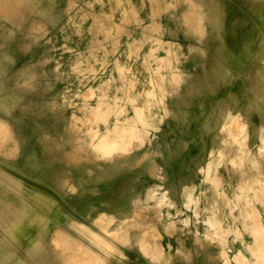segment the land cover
I'll return each instance as SVG.
<instances>
[{"label":"rangeland","instance_id":"obj_1","mask_svg":"<svg viewBox=\"0 0 264 264\" xmlns=\"http://www.w3.org/2000/svg\"><path fill=\"white\" fill-rule=\"evenodd\" d=\"M51 2L54 11L57 12L55 19L59 18L58 9H61V18L66 21L60 27L51 28L50 31L36 21L34 28L30 29L34 37H50L52 44H45L46 49L40 51L42 54L35 60L34 67L22 69L17 76H14L13 82L9 85L15 90L13 96L17 100L13 109L32 120L34 108L32 104L35 105L39 100L45 99L47 110L60 112L54 117L56 119L52 120L59 127V133L55 134V138H58L60 134L66 135L70 140L68 139V144L66 142L62 145L55 142L51 148L53 151H62V157L66 162L74 164L69 166L75 167L71 171L74 176L90 174L87 166L90 168L95 165L99 170L105 169L110 172L123 166V174L113 182L116 185L123 184L128 179L136 181L141 168V174L146 175L145 188H142L143 184L139 181L136 183V188L142 189L141 197L133 201L132 215L129 219L126 218V221L114 219L110 213H107L98 215L91 221H85V226L74 218L75 215L60 227L56 225L48 242L51 244L52 255L56 260L61 264H113L106 262L104 257L101 258L100 254L104 253L111 255L115 264H121L125 257L127 259L128 251H132L131 259L135 264H139L138 261L143 262L142 259L148 260L146 264H183L179 260L185 259L186 244L189 243L195 247L196 259L203 260V249L215 246L221 251L216 253L213 259H220L221 264H232L241 256L231 253L232 247L229 242L239 240L241 243L249 242L250 244L253 240L254 254L259 261L263 262L264 199H203L204 190L201 187H195L194 191L191 189L188 197L185 185H180L185 184L186 181V175L180 173L186 165V157L181 153L186 151L189 144L196 145L201 140H194L190 132L180 134L173 130L175 124L162 123L170 119L171 115V104L167 101L180 93L178 90L167 91L166 87L177 89L182 81L181 67L187 55L186 45L180 41L186 40L188 28L185 24L188 20L186 4L187 2L193 4V0H61V4L59 0H51ZM194 2L202 4L203 0H194ZM228 2L231 4V0ZM21 3V0H2L4 7ZM210 3L214 6L217 0H211ZM168 15L172 17L169 23L174 26L162 27L161 24H166L167 20L161 22V17ZM193 22L198 24L197 16ZM195 27L191 26L190 30L194 29L195 32L198 30L195 33L197 38L203 28ZM162 39L176 40L183 50L177 53L176 45L165 43ZM155 71L157 74H154ZM171 74L174 75L171 76ZM176 83L177 85H174ZM43 89L46 90V94ZM136 113H139L138 119ZM132 115L134 117H131ZM0 122L2 123L0 153L10 157L11 153H15L17 141L15 138L11 139L12 129L8 127L9 124L5 120ZM127 123L128 126L135 127V131L127 134L129 138H125V143L115 149L110 146L104 148L105 143L101 139L107 134V137L115 134L120 126H127ZM141 125L145 128H141ZM48 128L50 125L46 128L38 127L36 130L43 142L45 139L52 142L51 138H54V134L49 135ZM114 128L116 132L111 130ZM117 142L122 141L117 140ZM180 143L182 146H178L179 149H177L175 146ZM203 143L204 141H201L198 147L201 148ZM111 147H113L112 144ZM168 157L176 166L174 173H169L166 169ZM46 159L47 162L51 160V165H56L58 169L63 167L59 160V153L52 156V159L51 157ZM140 163H145V166L139 165ZM171 174L174 176L173 183L178 187L169 186L171 183L168 181V176ZM202 175L200 174L198 179L202 180ZM156 180L163 186L156 187ZM94 181L91 184L92 188H94ZM75 186L77 193L70 197L71 199H67V208L74 213L78 212L79 215L81 213V217L88 216L87 213L98 214L97 211L92 212L89 207L82 206V204L90 203L89 201L83 203L81 199V196H84L81 191L91 188L90 185L82 186L80 180H75ZM251 191L252 188L248 189V192ZM3 200L7 201V199ZM79 203L80 207L77 206ZM258 227H261L263 232H260ZM141 230L147 231L144 237ZM66 233L69 234L65 235ZM61 234L65 236L61 237ZM53 235H57V239L62 240L56 242V237ZM109 245L114 247H107ZM88 247L95 253L88 251ZM123 248L127 252H123ZM240 260L243 261L242 257Z\"/></svg>","mask_w":264,"mask_h":264},{"label":"crops","instance_id":"obj_2","mask_svg":"<svg viewBox=\"0 0 264 264\" xmlns=\"http://www.w3.org/2000/svg\"><path fill=\"white\" fill-rule=\"evenodd\" d=\"M21 2V4L4 7L0 0V120L2 122L5 120L9 124L14 136L12 133L11 135L17 141L15 153H11L10 157L0 153V264H61L52 255L51 244L48 243L54 227L56 225L60 227L65 221L73 218L71 217L73 215L81 225H84L85 221L95 219L98 215L90 213L86 217H81V213L79 215L78 212L74 213L67 208V199L77 193L75 180L88 182L89 179L86 175L74 176L71 171L75 167H69L74 164L66 162L62 157V151H53L51 145L57 143V138L52 133L49 132V135L54 136L51 138L53 142H43L37 132L34 133L30 127L34 123V117L32 120L28 119L13 109L17 100L13 96L15 90L9 85L13 82L14 76H17L22 69L34 67L35 60L42 54L40 51L46 49L45 44H52L48 36H33L34 39L30 29L34 28L36 21L49 31L51 28L60 27L66 21L61 18V9H58L59 18L55 19L57 12L54 11L51 0H21ZM210 2L211 0H203L202 4L197 3L196 6L193 0V4L188 2V5L186 4L192 9L186 8L188 30L185 35L186 40L180 41L186 45L187 55L181 67L182 81L177 89L166 87L167 91L178 90L180 93L167 101L171 104V115L170 119L162 123L181 124L173 117V111L180 97L186 93L187 132L190 130L191 114L195 112L198 113L197 124L199 125L202 120V124L205 125L202 133L204 140L202 147H198L200 142L192 146L189 144L186 151L181 153L186 157V165L180 173L186 175V181L185 184L180 185H185L188 197L191 189L194 191L195 187H201L204 190L203 199H264V153L261 152V150L264 152V31L258 29V32L255 31L254 36L252 35L246 41L249 58L244 63L235 61L229 65L226 60L224 61L223 52L218 46L223 43L230 46L233 43V46L243 42L241 35H222L221 32V29L227 26V22L236 23L237 16L229 14L226 20L222 17L224 10L222 1L217 0L214 6ZM261 2L264 3V0H231L232 11H229L251 12ZM59 3L61 4V0ZM196 16L197 25L193 22ZM171 18L169 15L161 17V22L167 20V23H162L161 26L173 27L174 24L169 23L170 20L172 21ZM191 24L192 28L195 26L203 28V33L197 38L194 30H190ZM162 41L174 44L176 49L183 50L176 40L162 39ZM208 45L211 48H208ZM225 93H230V97L224 98ZM34 106L32 104V107ZM199 115H202L203 119H200ZM238 115L240 120H236V118L239 119ZM242 124L244 130L239 133V125ZM19 130H21L20 133ZM231 132L236 134H230ZM56 153L60 154L61 163L68 167L59 174H55L60 171L56 165L52 167L50 163L35 162L36 156L47 158L56 156ZM145 163L139 165L145 166ZM141 169L137 178L145 188L146 175L141 174ZM166 169L169 173L176 171V166L172 164L169 157L166 159ZM87 171L93 173L98 171V168L96 165L90 168L87 166ZM200 174H203L202 180L198 179ZM168 178L170 187H178L173 183V174ZM51 181L54 182L53 188L45 185ZM90 182L92 184L93 178ZM155 185L163 186L157 180ZM248 188H252V191L248 192ZM96 191L91 187L81 191V194L93 199V195H97ZM136 197L132 196L131 199ZM262 226L264 227V224ZM229 243L232 247L231 253L235 256L240 255L246 264L264 263L254 255L253 240L250 244L249 242L241 243L239 240H231ZM194 250V245L187 243L185 249L187 255L179 262L221 264L220 259L214 260L215 254L221 251L215 246L203 249V260L195 258ZM124 251L127 252L125 248H123ZM131 253L132 251H128L127 259L125 257L121 264H135L131 259ZM100 256L104 257L106 262L115 264L111 255L103 253ZM142 260L143 262L138 261V263L148 262L146 259ZM240 261L242 264L243 261ZM240 261H234L232 264L238 262L240 264Z\"/></svg>","mask_w":264,"mask_h":264},{"label":"bare ground","instance_id":"obj_3","mask_svg":"<svg viewBox=\"0 0 264 264\" xmlns=\"http://www.w3.org/2000/svg\"><path fill=\"white\" fill-rule=\"evenodd\" d=\"M177 1V0H176ZM222 1V3H223V12H222V17L223 18H225L226 20H227V16L229 15V14H236V23H233V24H231L230 22H227V26H225V27H223L222 29H221V32H222V35H229V34H231V35H236V34H238V35H241L242 36V39H243V42L242 43H237L236 45L234 44L233 46H232V44H231V46L230 45H228V44H226V43H223V44H221V45H219L218 47L219 48H221V50H222V52H223V59H224V61L226 60V62H228V64L229 65H232L235 61H237V63H244L248 58H249V54H248V51H247V49H248V44H247V40H249L250 39V37L253 35L254 36V34H255V31H257L258 29L260 30V31H264V3L263 2H261V3H259L258 4V6L257 7H255L254 9H253V11H251V12H245V11H236V13L235 12H230V11H232L231 9H232V6H231V4L228 2L229 0H221ZM101 2V1H100ZM143 2V1H142ZM162 2V1H161ZM184 2V1H183ZM182 2V3H183ZM186 2V1H185ZM167 3V2H166ZM126 5V4H125ZM159 5V4H158ZM163 5V4H162ZM187 5H188V3H187ZM194 5H196L197 6V4H194ZM76 6V5H75ZM129 6V5H128ZM139 6V5H138ZM174 6V5H173ZM143 7V6H142ZM187 7H189V6H186V8ZM194 7V6H193ZM118 8V7H117ZM174 8V7H173ZM189 8H191V7H189ZM189 8H187V9H189ZM196 8V7H195ZM70 9V8H69ZM111 9V8H110ZM114 9V8H113ZM127 9V8H126ZM165 9H166V7H165ZM192 9V8H191ZM198 9V8H197ZM200 9V8H199ZM240 9V8H239ZM136 10V9H135ZM184 10V9H183ZM186 10V9H185ZM184 10V11H185ZM195 10V9H194ZM230 10V11H229ZM241 10V9H240ZM184 11H183V13H184ZM187 11V10H186ZM193 11V10H192ZM112 12H113V10H112ZM136 12V11H135ZM195 12H197V11H195ZM136 13H138V11L136 12ZM127 15H128V13H127ZM138 15V14H137ZM181 15V14H180ZM111 16V15H110ZM129 16V15H128ZM183 16H186V15H184L183 14ZM190 16V15H189ZM200 16V15H199ZM109 17V16H108ZM137 17V16H136ZM139 18V17H138ZM149 18V17H148ZM195 18V17H194ZM198 19H199V17H198ZM139 20H141V19H139ZM138 20V21H139ZM132 21V20H131ZM149 21H150V19H149ZM154 21V20H153ZM183 21V20H182ZM200 21V20H199ZM187 22V21H186ZM96 23H97V21H96ZM119 23V22H118ZM143 23V22H142ZM149 23V22H148ZM185 23V22H184ZM183 23V24H184ZM191 23H193V22H191ZM35 24V23H34ZM33 24V25H34ZM116 24V23H115ZM134 24V23H133ZM185 24H187V23H185ZM113 25V24H112ZM119 25V24H118ZM121 25V24H120ZM138 25V24H137ZM188 26H190V24L188 25ZM192 26V25H191ZM140 28V27H139ZM196 28V27H195ZM116 29H117V27H116ZM120 29V28H119ZM163 29V28H162ZM160 30V29H159ZM158 30V31H159ZM187 30H188V28H187ZM194 30V29H193ZM200 30V29H199ZM139 31H141V30H139ZM198 31V30H197ZM196 31V32H197ZM34 32V31H33ZM46 32V31H45ZM114 32H116L115 30H114ZM118 32V31H117ZM144 32V31H143ZM195 32V31H194ZM195 32V33H196ZM258 32V31H257ZM36 33V32H35ZM38 33V32H37ZM160 33V32H159ZM170 33H171V31H170ZM192 33V32H191ZM203 33V32H202ZM144 34H146V33H144ZM193 34V33H192ZM77 35H79V34H77ZM161 35V34H160ZM199 35H200V33H199ZM112 36V35H111ZM25 37V36H24ZM32 37H33V35H32ZM105 37V36H104ZM121 37V36H120ZM146 37V36H145ZM34 38V37H33ZM140 38V37H139ZM143 38V37H142ZM141 38V39H142ZM35 39V38H34ZM126 39V38H125ZM118 40V39H117ZM146 40V39H145ZM229 40H230V38H229ZM105 42V41H104ZM141 42H143V41H141ZM238 42H239V40H238ZM151 43V42H150ZM173 43V42H172ZM129 44V43H128ZM152 44V43H151ZM155 44V43H154ZM112 45V44H111ZM165 45V44H164ZM170 45V44H169ZM142 46V45H141ZM163 46V45H162ZM166 46V45H165ZM171 46V45H170ZM209 46V45H208ZM153 47V46H152ZM161 47V46H160ZM98 48V47H97ZM167 48V47H166ZM170 48V47H169ZM208 48H211V46H209ZM117 49V48H116ZM160 49V48H159ZM158 49V50H159ZM164 49V48H163ZM103 50V49H102ZM131 50H132V48H131ZM165 50V49H164ZM64 51V50H63ZM82 51V50H81ZM162 51V50H161ZM170 51V50H169ZM176 51H177V53L179 52V50L178 49H176ZM155 52V51H154ZM165 52V51H164ZM171 52V51H170ZM173 52V51H172ZM90 53V52H89ZM165 54V53H164ZM174 54V53H173ZM87 55V54H86ZM106 57V56H105ZM158 57V56H157ZM91 58V57H90ZM163 58V57H162ZM152 60V59H151ZM170 60H171V58H170ZM173 60V59H172ZM43 61V60H42ZM75 61V60H74ZM115 61V60H114ZM174 61V60H173ZM159 62V61H158ZM56 63V62H55ZM117 63V62H116ZM176 63V62H175ZM75 64V63H74ZM73 64V65H74ZM89 64V63H88ZM94 64V63H93ZM161 64H163V63H161ZM160 64V65H161ZM82 65V64H81ZM124 66V65H123ZM168 66H170V65H168ZM129 67V66H128ZM156 67V66H155ZM163 67H165V66H163ZM167 67V66H166ZM80 68V67H79ZM114 69V68H113ZM165 69V68H164ZM167 69V68H166ZM176 69V68H175ZM54 70V69H53ZM163 70V69H162ZM168 70V69H167ZM171 70H173V69H171ZM122 71V70H121ZM170 71V70H169ZM156 73H154V74H157V71H155ZM86 73V72H85ZM158 73H159V71H158ZM176 74L178 75V73L176 72ZM172 75H174V74H171V76ZM163 76V75H162ZM161 77V76H160ZM180 77V76H179ZM108 78V77H107ZM112 78V77H111ZM100 80H102L101 78H100ZM123 80V79H122ZM155 80V79H154ZM178 80V79H177ZM125 81V80H124ZM136 82V81H135ZM161 82H162V79H161ZM167 82H168V80H167ZM173 82V81H172ZM122 83V82H121ZM134 83V82H133ZM148 83V82H147ZM60 84V83H59ZM155 84V83H154ZM150 85V84H149ZM174 85H177V83L176 84H174ZM173 85V86H174ZM154 86H156V85H154ZM30 87V86H29ZM46 89V88H45ZM45 89H43V91H44V93L46 92V90ZM51 89V88H50ZM159 89V88H158ZM31 90V89H30ZM117 90V89H116ZM153 91H154V89H153ZM172 91H174V90H172ZM49 92V91H48ZM124 93V92H123ZM155 93V92H154ZM46 94V93H45ZM75 94H77V93H75ZM101 94V93H100ZM170 94V93H169ZM144 95V94H143ZM230 93H225L224 94V98H229L230 97ZM74 96V95H73ZM88 96V95H87ZM95 96V95H94ZM97 96V95H96ZM83 97V96H82ZM161 97V96H160ZM81 98V97H80ZM101 98V97H100ZM106 98V97H105ZM119 98V97H118ZM103 99V98H102ZM133 99V98H132ZM131 99V100H132ZM153 99V98H152ZM82 100V99H81ZM89 100H91V99H89ZM159 100V99H158ZM97 101V100H96ZM127 101V100H126ZM45 99H42L41 101L39 100V102H36L37 104H35V106H34V108L32 109V115H33V117H34V119L35 118H37V119H35L34 120V123L33 124H31L30 125V127L32 128V130H33V132L34 133H36V130H37V128L38 127H42V128H46V126L47 125H50V128H48L47 130L50 132V133H52V134H54V136H55V134H58L59 133V127H58V125L57 124H55L56 122L55 121H52V120H54V119H56V118H54V117H56V115L57 114H60V112H57V111H54V112H52V111H50V110H47V107H46V105H45ZM99 102H100V99H99ZM132 102V101H131ZM187 101H186V93H184L181 97H180V100L178 101V105H177V107H176V109H175V111H173V117L176 119V120H178L181 124H178V125H176L174 128H173V130H176V131H178L180 134H184L185 132L187 133V121H186V103ZM129 103H130V101H129ZM96 105V104H95ZM99 105V104H98ZM148 106V105H147ZM151 106V105H150ZM154 106V105H153ZM153 106H151V107H153ZM131 107H133V106H131ZM155 107H156V105H155ZM78 108V107H77ZM87 109H89V108H87ZM101 109V108H100ZM122 109V108H121ZM134 109H135V107H134ZM141 110V109H140ZM146 110H148L147 108H146ZM91 111V110H90ZM135 112V111H134ZM133 112V113H134ZM142 112V111H141ZM148 112V111H147ZM98 113V112H97ZM106 113V112H105ZM111 113V112H110ZM119 114V113H118ZM125 114V113H124ZM22 115V114H21ZM100 115V114H99ZM106 115V114H105ZM104 115V116H105ZM134 115V114H133ZM131 116V117H134V116ZM138 115H139V113H136V116H137V119H138ZM236 115V114H235ZM88 116V115H87ZM107 116V115H106ZM153 116H155V114L153 113ZM200 116V115H199ZM100 117V116H99ZM203 116L201 115L200 116V119H203L202 118ZM205 117V116H204ZM238 117H239V115H238ZM59 118V117H58ZM161 118V117H160ZM51 120V121H48V120ZM98 119V118H97ZM137 119H135V120H137ZM162 119V118H161ZM58 120V119H57ZM74 120V119H73ZM105 120V119H104ZM103 120V121H104ZM134 120V119H133ZM133 120H131V121H133ZM140 120V119H139ZM191 124H190V130H189V132L192 134V138L194 139V140H201L202 142L204 141L203 140V138H202V133H203V129H204V126L205 125H203L202 124V120H201V123L198 125L197 124V120H198V113L197 112H195V113H193V114H191ZM224 120V119H223ZM232 120V119H231ZM236 120H240V117H239V119H237L236 118ZM38 121H41V122H44V123H39ZM86 121V120H85ZM130 121V120H129ZM159 121H160V119H159ZM225 121V120H224ZM230 121V120H229ZM235 121V120H234ZM48 122H50V123H48ZM141 122H142V120H141ZM239 122V121H238ZM99 123V122H98ZM131 123V122H130ZM138 123H140L139 121H138ZM137 123V124H138ZM144 123V122H143ZM142 124V123H141ZM238 124H240V123H238ZM112 125V124H111ZM120 125V124H119ZM131 125H132V123H131ZM136 125V124H135ZM134 125V126H135ZM143 125V124H142ZM142 125L140 126L141 128H145V127H142ZM228 125V124H227ZM232 125V124H231ZM234 125H235V123H234ZM14 126H16V127H19L20 125H14ZM84 126V125H83ZM139 126V125H138ZM1 127H2V125H1V123H0V129H1ZM4 127H5V125H4ZM9 127V126H8ZM116 127V126H115ZM196 127V128H195ZM221 127V126H220ZM238 127V126H237ZM88 128V127H87ZM117 128V127H116ZM116 128H114V129H111L112 131H115L116 130ZM119 128V127H118ZM137 128V127H136ZM139 128V127H138ZM140 128V129H141ZM153 128V127H152ZM231 128H232V126H231ZM231 128L229 129L228 128V130H231ZM233 128H234V126H233ZM107 129V128H106ZM154 129V128H153ZM226 129V128H225ZM17 130V129H16ZM51 130V131H50ZM78 130V129H77ZM143 130V129H142ZM142 130H140V131H142ZM171 130H172V128H171ZM172 130V131H173ZM235 130H237V129H235ZM240 130V131H239ZM239 130H238V132L239 133H241V131H243L244 130V128H243V124L242 125H239ZM86 131V130H85ZM108 131V130H107ZM134 132L135 131V127H133V126H128V123H127V126H120V128L118 129V131L115 133V134H112V135H110L109 137H107V135H106V137H104L105 136V134H104V138H102L101 140L102 141H104L103 143H105V144H103L105 147L104 148H106V147H109L110 146V148H113V149H115L116 147L118 148L120 145H122V144H124L125 143V138L126 137H128L129 138V133L130 132ZM226 131V130H225ZM21 132V130H19V133ZM64 132V131H63ZM62 132V133H63ZM137 132V131H136ZM171 132V131H170ZM237 132V131H236ZM65 133V132H64ZM72 133H74L73 131H72ZM84 133V132H83ZM107 133V132H106ZM142 133V132H141ZM227 133V132H226ZM245 133V132H244ZM13 134V133H12ZM66 134V133H65ZM109 134H110V132H109ZM128 134V135H127ZM140 134V133H139ZM230 134H233L232 132L230 133ZM229 133H228V135H230ZM236 134V133H235ZM235 134H233V135H235ZM86 135V134H85ZM102 135V134H101ZM133 135V134H132ZM171 135V134H170ZM174 135V134H173ZM227 135V134H226ZM232 135V137H234ZM239 135V134H238ZM43 136V135H42ZM73 136H74V134H73ZM91 136V135H90ZM140 136V135H139ZM241 136V135H240ZM245 136V135H244ZM243 136V137H244ZM12 138H13V136H11ZM102 137V136H101ZM100 137V138H101ZM116 137H117V139H116ZM135 137V136H134ZM226 137V136H225ZM11 138V139H12ZM59 138V139H58ZM57 139V142L59 143V144H64V143H66L67 141H68V139L70 140V138L68 137H66V135H60L59 134V137H58ZM219 138V137H218ZM235 138H236V136H235ZM76 139V138H75ZM131 139V138H130ZM224 139V138H223ZM223 139H221V140H223ZM226 139V138H225ZM228 139V138H227ZM230 139H231V137H230ZM229 139V140H230ZM238 139V138H237ZM240 140H241V138H239ZM10 140V139H9ZM109 140V141H108ZM117 140H119V141H122L121 143H118L117 142ZM127 140H129V139H127ZM132 140V139H131ZM173 140V139H172ZM231 140H233V139H231ZM236 140V139H235ZM8 141V140H7ZM45 141H46V139H45ZM44 141V142H45ZM52 141V140H51ZM56 141V140H55ZM102 141H101V143H102ZM200 141V142H201ZM53 142V141H52ZM75 142V141H74ZM182 142V141H181ZM227 142V141H226ZM235 142V141H234ZM263 142H264V140H263ZM69 142H67L66 144H68ZM77 143V142H76ZM109 143V144H108ZM184 143V142H183ZM111 144H112V146L113 147H111ZM232 144V143H231ZM235 144H237V143H235ZM14 145V144H13ZM16 145V144H15ZM102 145V146H103ZM168 145V144H167ZM186 145V144H185ZM263 145H264V143H263ZM178 146L179 147H181L182 146V143H180V144H178V145H176L175 147L177 148V149H179L178 148ZM58 147V146H57ZM82 147V146H81ZM183 147H185L184 145H183ZM244 147V146H243ZM243 147H241V148H243ZM56 148V147H55ZM103 148V149H104ZM167 148H168V146H167ZM239 148H240V146H239ZM262 148V147H261ZM261 148H260V150H261ZM184 150H185V148H184ZM238 150V149H237ZM240 150H242V149H240ZM259 150V151H260ZM52 151V150H51ZM169 151V150H168ZM114 152V151H113ZM261 152L262 153H264L263 152V150H261ZM9 153V152H8ZM170 153V152H169ZM246 153H248V152H246ZM5 154V153H4ZM57 154V153H56ZM168 155V154H167ZM210 155V154H209ZM170 156V155H169ZM59 157V156H58ZM112 157V156H111ZM43 158V159H42ZM39 157V156H36L34 159H35V162L37 163V162H40V163H42V162H45V163H50V164H52V162H51V160H49L48 162H47V159L46 158H44V157ZM72 158V157H71ZM243 158V157H242ZM241 158V159H242ZM261 158V157H260ZM5 159V158H4ZM51 159H52V156H51ZM55 159H57V158H55ZM108 159V158H107ZM185 159V158H184ZM60 160V159H59ZM264 160V159H263ZM53 161V160H52ZM109 161H110V159H109ZM113 161V160H112ZM244 161V160H243ZM58 162V161H57ZM115 162V161H114ZM137 162V161H136ZM231 162V161H230ZM92 163V162H91ZM113 163V162H112ZM120 163V162H119ZM208 163V162H207ZM233 163V162H232ZM56 164V163H55ZM61 165V164H60ZM100 165V164H99ZM113 165V164H112ZM258 165V164H257ZM257 165H256V167H257ZM52 167H53V165H51ZM63 167H61V169H60V171L58 172V173H55V174H59L60 172H63V169L64 170H66V168L64 167V165H62ZM97 166V165H96ZM114 166V165H113ZM237 166H238V164H237ZM239 167V166H238ZM86 169V168H85ZM52 170V169H51ZM53 171V170H52ZM82 171V170H81ZM85 170H83L82 172H84ZM123 171H124V167L122 166L121 168H118L116 171H114V172H110V171H107V170H105V169H103V170H99L98 169V171H93V173H90V174H84V175H86L87 176V178L89 179L88 180V182H86V181H84V180H82L83 182H84V184H83V182H81L82 183V186H89L90 185V187L92 186L91 185V182H90V179L91 178H93V180H95L94 181V188L97 190L96 192H97V195H93V199H89V196H88V198H87V196L86 195H84V196H81V199H83V203H84V201H89L90 203H88V205H84V204H82V206H83V208H87V207H89V209H90V211H92V212H95V211H97L98 212V214L97 215H103V214H107V213H110L111 214V216L114 218V219H123V218H125V221H126V218L127 219H129L130 217H131V215H132V203H133V201L134 200H136V198L138 197V196H140V194H141V190L142 189H137L136 188V183L139 181L138 179L136 180V181H133V180H130V179H128L127 180V182H123V184H118V185H116V184H113V182H114V180L115 179H117V177L119 176V175H121V174H123ZM199 171V170H198ZM240 171V170H239ZM245 172V171H244ZM125 173V172H124ZM83 175V176H84ZM216 178V177H215ZM213 180V179H212ZM255 181V180H254ZM213 182V181H212ZM216 182V181H215ZM259 182V181H258ZM214 183V182H213ZM249 183V182H248ZM65 184H66V182H65ZM64 184V185H65ZM257 184V183H256ZM45 185L47 186V187H50V188H53V186H54V182L53 181H51V182H49V183H45ZM214 186V185H213ZM215 186H217V185H215ZM214 186V187H215ZM142 188H144L143 186H142ZM240 188V187H239ZM86 189V188H85ZM241 189V188H240ZM248 189H250V188H248ZM255 189V188H254ZM144 190V189H143ZM217 191V190H216ZM254 192V191H253ZM221 194V193H220ZM136 197L135 199H131V197ZM236 196H239V195H236ZM254 196H256V195H254ZM235 197V196H234ZM80 198V197H79ZM188 198V197H187ZM71 199V198H70ZM227 199V198H226ZM237 199V198H236ZM262 201V200H261ZM189 202H191V201H189ZM194 202V201H193ZM246 202V201H245ZM247 203V202H246ZM226 204V203H225ZM214 205V204H213ZM78 207H80L81 205L80 204H78L77 205ZM72 208V207H71ZM74 209V208H73ZM103 209V210H102ZM217 209V208H216ZM253 209V208H252ZM100 212V213H99ZM104 212V213H103ZM212 212V211H211ZM217 212V211H216ZM157 213V212H156ZM87 214H89V213H87ZM212 214H213V212H212ZM258 214V213H257ZM251 216V215H250ZM141 217V216H140ZM255 217V216H254ZM258 218V217H257ZM252 221V220H251ZM253 221H254V219H253ZM212 222H213V220H212ZM105 223V222H104ZM168 224V223H167ZM104 225V224H103ZM106 225V224H105ZM209 225H211L210 223H209ZM253 225V224H252ZM212 226V225H211ZM217 226V225H216ZM229 226V225H228ZM227 226V227H228ZM144 227H146V226H144ZM259 228V227H258ZM260 229V232H263V230H262V228L260 227L259 228ZM59 230V229H58ZM258 230V229H257ZM155 231V230H154ZM252 231V230H251ZM259 231V230H258ZM59 232V231H58ZM87 232V231H86ZM146 230H141V233H142V236L144 237V234H146ZM149 232V231H148ZM259 232V233H260ZM63 233H65L64 231H63ZM123 233V232H122ZM251 233V232H250ZM53 234H54V232H53ZM56 234H57V232H56ZM67 234H69V233H66L65 235H67ZM152 234H154V232L152 233ZM151 234V235H152ZM221 234V233H220ZM58 235V234H57ZM56 235V236H57ZM59 235H60V233H59ZM63 234H61V237H63V236H65V235H63ZM92 235V234H91ZM123 235V234H122ZM262 235V234H261ZM56 236H54L53 235V237H56ZM125 236V235H124ZM221 236V235H220ZM67 237H69V236H67ZM73 237V236H72ZM140 237H141V235H140ZM66 238V237H65ZM70 238V237H69ZM124 238V237H123ZM56 239V242H57V240L59 241V240H62V239H57V237L55 238ZM263 239V238H262ZM94 240H95V238H94ZM142 240H144V239H142ZM258 240V239H257ZM72 241V240H71ZM70 241V242H71ZM260 241V240H259ZM60 242V241H59ZM97 242V241H96ZM139 242V241H138ZM196 242V241H195ZM210 242V241H209ZM63 243V242H62ZM61 243V244H62ZM64 243H65V241H64ZM63 243V244H64ZM103 243H104V241H103ZM60 244V245H61ZM74 245H75V243H73ZM72 244V245H73ZM106 244V243H105ZM257 244V243H256ZM52 245H54V244H52ZM57 245V244H56ZM73 245V246H74ZM77 245V244H76ZM100 245V244H99ZM64 246V245H63ZM68 247H69V244L67 245ZM71 246V245H70ZM80 246V245H79ZM263 246V245H262ZM89 248V247H88ZM260 248V247H259ZM54 249V248H53ZM81 249V248H80ZM90 249V248H89ZM139 249V248H138ZM257 249V248H256ZM253 250V249H252ZM249 251V250H248ZM257 251V250H256ZM250 252V251H249ZM80 253V252H79ZM85 253V252H84ZM87 253V252H86ZM64 255V254H63ZM76 255V254H75ZM98 255V254H97ZM238 255V254H237ZM252 255V254H251ZM255 255V254H254ZM65 256V255H64ZM80 256V255H79ZM83 256V255H82ZM258 256V255H257ZM95 257V256H94ZM233 257H235V256H233ZM255 257V256H254ZM241 258V257H240ZM240 258H237V259H239L238 261H240ZM246 258V257H245ZM244 258V259H245ZM261 258V257H260ZM256 259V258H255ZM263 259V258H262ZM62 260V259H61ZM228 260V259H227ZM234 260V259H233ZM235 261H236V259H235ZM263 261V260H262ZM241 262V261H240ZM245 261H243L242 262V264L244 263ZM225 263V262H224ZM239 263V262H238ZM238 263H236V264H238ZM97 264H99V263H97ZM241 264V263H240ZM245 264H246V262H245ZM264 264V263H263Z\"/></svg>","mask_w":264,"mask_h":264}]
</instances>
